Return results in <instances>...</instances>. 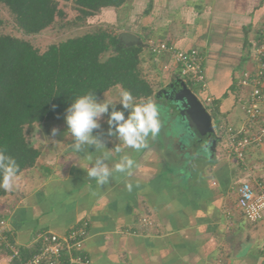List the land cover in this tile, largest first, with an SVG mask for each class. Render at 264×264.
Masks as SVG:
<instances>
[{
	"label": "crops",
	"instance_id": "obj_1",
	"mask_svg": "<svg viewBox=\"0 0 264 264\" xmlns=\"http://www.w3.org/2000/svg\"><path fill=\"white\" fill-rule=\"evenodd\" d=\"M142 1L126 0L117 9L102 8L98 15L111 14L122 32L142 44L141 64L161 108V133L136 151L108 136L107 115L102 117L93 134L105 145L106 163L114 168L128 154L135 167L131 176L114 173L109 183L98 185L87 176V167L99 155L94 147L76 153L67 126L56 128V136L50 124L42 126L40 142L31 144L39 156L34 166L18 174L16 187L0 196V219L6 221L10 240L28 250L39 232L64 234L86 222L81 253L91 264H264V216L250 223L237 209L236 168L225 141L212 146V137L199 134L178 105L173 110L171 99L180 88L175 85L176 65L170 55L153 56L147 47L148 39L164 40L199 52L207 89L194 85L192 92L205 109V98L212 97L214 134L218 120L240 128L245 119L237 101V80L254 67L264 0H145L147 37L131 28ZM112 89L98 99H114L109 96ZM116 108H121L118 102ZM176 111L180 120L187 119L188 138L166 116L174 118ZM64 116L56 120L66 124ZM127 183H132L131 191ZM3 259L9 262L0 254V264Z\"/></svg>",
	"mask_w": 264,
	"mask_h": 264
},
{
	"label": "trees",
	"instance_id": "obj_2",
	"mask_svg": "<svg viewBox=\"0 0 264 264\" xmlns=\"http://www.w3.org/2000/svg\"><path fill=\"white\" fill-rule=\"evenodd\" d=\"M59 1L72 2L77 12L72 20L74 26L81 25L102 8L117 9L126 2L0 0V6L10 15L15 30L27 36L55 23L62 13L58 8ZM118 34L111 26H98L50 44L43 52L23 37L0 34V147L6 148L17 160L18 174L34 166L39 156V150L26 140L24 128L65 115L76 96L93 91L98 99L118 85L120 89L130 90L137 102L153 98V88L141 70L142 44H124ZM180 81L193 91L194 84L190 80L178 77L175 85L179 87ZM170 105L175 106L172 100ZM211 114H214L213 110ZM4 194L5 190L0 188V196ZM20 251L25 258L34 247L20 248Z\"/></svg>",
	"mask_w": 264,
	"mask_h": 264
},
{
	"label": "built area",
	"instance_id": "obj_3",
	"mask_svg": "<svg viewBox=\"0 0 264 264\" xmlns=\"http://www.w3.org/2000/svg\"><path fill=\"white\" fill-rule=\"evenodd\" d=\"M147 47L154 55L168 54L177 68L178 77L190 80L199 90L205 91L203 57L195 50H182L164 40H147ZM254 67L243 71L237 80V101L244 115L245 124L235 128L218 120L216 137L226 142L228 151L240 167H246V150L264 140V21L261 23L253 50ZM211 111L212 97L205 98ZM236 207L250 223L259 222L264 216V189L257 190L249 181H242L236 189ZM87 236V223L70 228L64 234L39 232L34 239V251L22 257L19 246L9 239L5 219H0V254L8 264H91L81 253Z\"/></svg>",
	"mask_w": 264,
	"mask_h": 264
},
{
	"label": "clouds",
	"instance_id": "obj_4",
	"mask_svg": "<svg viewBox=\"0 0 264 264\" xmlns=\"http://www.w3.org/2000/svg\"><path fill=\"white\" fill-rule=\"evenodd\" d=\"M117 102L121 106L119 109L116 108ZM105 115L109 126L107 135H115L126 147L136 151L147 147L149 140L155 139L163 127L161 108L151 97L137 102L131 91L124 88L119 90L116 99L99 100L93 91L76 96L64 116L67 132L72 138L70 148L76 153H81L93 146L99 153L87 167V176L94 179L98 185L109 183L114 173L131 176L135 167L134 159L128 154L122 155L114 168H110L106 163L109 154L104 151L105 145L93 134L94 130L101 127L99 121ZM58 131L53 128L52 136H56ZM88 159L92 161L91 156ZM18 172L17 160L8 154L6 148L0 147V188L12 191L17 185ZM126 187L131 191L133 185L127 183Z\"/></svg>",
	"mask_w": 264,
	"mask_h": 264
},
{
	"label": "rangeland",
	"instance_id": "obj_5",
	"mask_svg": "<svg viewBox=\"0 0 264 264\" xmlns=\"http://www.w3.org/2000/svg\"><path fill=\"white\" fill-rule=\"evenodd\" d=\"M130 4H133V0H130ZM58 8L62 10V13L61 15L56 17V21L53 25L43 29L39 33H36L33 35L22 36L19 32L15 30L11 22V17L8 14V12L2 6H0V20H1L0 34L4 33V34H11L17 37H23L24 39H27L39 52H43L50 44H57L67 38H71V37L83 34L87 31L93 30L95 27H98V26H102V27L111 26L118 33H121L123 31L119 25L121 23L119 21L114 20L111 14L110 16H99L97 13L87 18L81 25L74 26L72 25V20H74V18L76 17L77 12L73 9L72 2L71 1L69 2L59 1ZM132 8L134 10L136 9L134 7ZM148 9L149 7L146 4V1L143 0L140 3L139 7H137L136 9V15L131 17V22L133 24L131 28L134 31H136V33L142 34L144 37H147L148 34H150L148 30L149 28H145L146 25L148 24L147 20L142 19L144 13H146L145 11H147ZM142 26H144L143 29H142ZM140 65H141L142 74L148 80L149 76L147 72L145 71L146 67L145 66L143 67V64H140ZM119 90H120V87L118 85L115 86L114 89L111 90V93L109 94V96L116 99L118 97L117 94ZM171 100L174 102L175 105H178V103H176L174 99H171ZM162 110H165V107H162ZM178 113H177V116H175L174 118L172 117V115H166V116L172 119L173 126L176 129H180L182 132H186L184 134V137L188 138L189 134L186 131L187 130V119L181 116V120H182L181 121L180 118L178 117ZM177 121L181 122L180 125H178L179 123ZM47 124L48 125L50 124L49 126H52V128L67 126V124H65V122L62 119H59V120H53V121L42 122L39 124H34L32 128L25 127L24 135L30 145L40 142L39 138L41 136L40 135L41 127L47 126ZM220 148H221V151L223 152V155L227 153V149L224 151L223 149L224 147H220ZM245 156H246V163H247L246 167H240L238 162L235 161V158H233L235 168H236L235 173H233V176L235 175L234 187H237L239 182L243 180L244 181L248 180L257 190L264 189V140L258 145H251L246 150ZM2 204H0V206ZM2 261H3V264L8 263L6 262L7 259L6 261L4 259Z\"/></svg>",
	"mask_w": 264,
	"mask_h": 264
},
{
	"label": "water",
	"instance_id": "obj_6",
	"mask_svg": "<svg viewBox=\"0 0 264 264\" xmlns=\"http://www.w3.org/2000/svg\"><path fill=\"white\" fill-rule=\"evenodd\" d=\"M118 36L124 44L139 43L138 38L128 32H121ZM179 86L180 88L174 94L173 99L178 103L180 113L189 118L199 134L212 137L210 141L213 146L218 138L214 134L211 115L183 81L179 82Z\"/></svg>",
	"mask_w": 264,
	"mask_h": 264
}]
</instances>
